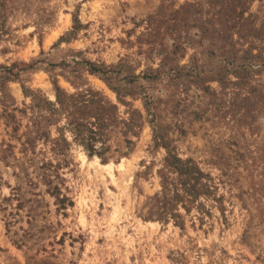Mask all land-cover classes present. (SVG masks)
<instances>
[{"label":"rangeland","instance_id":"rangeland-1","mask_svg":"<svg viewBox=\"0 0 264 264\" xmlns=\"http://www.w3.org/2000/svg\"><path fill=\"white\" fill-rule=\"evenodd\" d=\"M0 264H264V0H0Z\"/></svg>","mask_w":264,"mask_h":264},{"label":"trees","instance_id":"trees-1","mask_svg":"<svg viewBox=\"0 0 264 264\" xmlns=\"http://www.w3.org/2000/svg\"><path fill=\"white\" fill-rule=\"evenodd\" d=\"M59 102V101H58ZM178 162H181V160L179 158H177Z\"/></svg>","mask_w":264,"mask_h":264}]
</instances>
